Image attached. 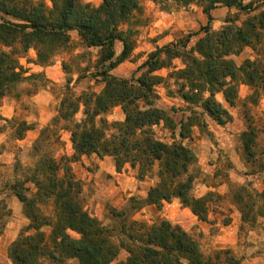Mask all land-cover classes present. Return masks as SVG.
Wrapping results in <instances>:
<instances>
[{"label": "trees", "instance_id": "obj_1", "mask_svg": "<svg viewBox=\"0 0 264 264\" xmlns=\"http://www.w3.org/2000/svg\"><path fill=\"white\" fill-rule=\"evenodd\" d=\"M49 1L51 7L39 0H0V17L17 21L12 24L1 18L0 46L11 51L0 50V98L5 95L7 85L21 79L16 72L20 66L14 56L32 48L39 60H47L52 54L58 55L72 48L69 36L72 31L79 33L86 48L99 50L96 65L100 68L98 76L104 89L98 95L84 93L76 99L65 98L60 104L54 121L68 124L66 130L71 135L73 154L57 160L44 152V135L49 132L45 128L33 146L37 156L35 164L27 169L23 180L9 185L29 221L8 247L11 263L242 264L230 249L205 254L193 236L168 221L148 224L133 216L146 205L160 208L163 202L177 199L199 221L206 222L212 200L225 198L212 192L194 197L191 194L192 173L186 181L176 182L180 175L188 174L196 167V156L181 142L167 144L154 137L153 126L173 122L164 110L154 106V88L163 79L152 74L167 68L173 59H180L185 65L176 73L184 82L181 99L188 105L202 108V112L189 108V116L177 123L179 139H189L194 128L207 132L204 115L219 126L232 121V116L215 99L216 94H221L230 107H241L246 126L240 135L243 154L248 163L264 171V149L260 143L264 117L252 116L249 107L257 106L264 95V12L248 17L240 26L227 18L220 30L212 31L214 10L225 7L249 15L254 12L253 3L171 0L182 7L194 4L202 9L207 20V25L200 30L203 37L190 49L187 45L192 34L175 45L156 48L142 65L145 73L133 83L113 77L110 72L126 61L135 48L134 28L138 24L137 15L143 10L141 0H102L98 7L82 4L80 0ZM116 43L122 46L118 56L114 50ZM246 48H250L256 58L236 65L231 57L240 55ZM63 67L66 70L65 64ZM241 85L250 90L243 100L238 96ZM139 102L146 109L140 110ZM80 105L84 108V118L76 122L74 116ZM115 106L121 107L124 122L106 124L100 119V126H96V119ZM108 129L113 131L110 135L106 134ZM30 130H33L32 125L18 123L16 139L22 140ZM90 154L99 158L111 157L117 172L130 164L137 168L138 180L158 166V182L144 199L132 197L120 210L109 209L110 225H104L87 212L81 198L82 183L73 173L72 165L83 155ZM26 183L35 188L31 197L26 195ZM230 201L245 221L254 211L264 210V190L256 192L243 185L235 186L231 189ZM259 203L263 205L258 206ZM43 206L50 207V215L44 213ZM44 228L49 232L46 233ZM68 231L78 238L71 237ZM121 252L126 253V259L117 261Z\"/></svg>", "mask_w": 264, "mask_h": 264}, {"label": "rangeland", "instance_id": "obj_2", "mask_svg": "<svg viewBox=\"0 0 264 264\" xmlns=\"http://www.w3.org/2000/svg\"><path fill=\"white\" fill-rule=\"evenodd\" d=\"M39 1L51 7L49 0ZM80 2L98 7L102 0ZM243 2L253 3L254 12L247 15L235 9L219 7L212 12L214 21L210 25L211 30H220L227 18L235 20L236 25L240 26L248 17L264 12V0ZM141 4L143 10L137 15L138 24L134 28L135 48L126 61L110 72L113 77L133 83L145 73L146 69L142 65L156 48L175 45L191 34L187 48H194L203 37L200 30L207 25L202 9L194 4L182 7L173 4L171 0H157L156 3L141 0ZM1 18L12 24L17 23L4 16L0 17V23ZM69 36L72 48L58 55L52 54L47 60H39L32 48L14 56L20 66L16 72L21 79L13 85H7L5 95L0 98V264H12L7 254L8 247L29 224L23 215L22 204L9 190V185L23 180L27 169L35 164V141L40 137L41 131L48 128L49 132L44 135L43 151L57 160L61 156L72 155L71 135L66 130L68 124L54 121L60 104L65 98L76 99L84 93L98 95L104 89V83L98 76L100 68L96 65L99 50L86 48L77 31L69 32ZM0 50L6 53L11 51L10 48L2 46ZM114 50L118 56L122 50L121 44L116 43ZM254 58L256 55L250 48L231 57L236 65ZM168 63L170 65L167 68L152 74L163 79L154 88L156 96L153 101L154 106L164 110L173 123L161 122L153 126L154 137L167 144L181 142L196 156L194 171L180 175L176 182L186 181L187 176L192 173L194 181L191 194L194 197H203L212 192L225 198L212 200L206 222L199 221L177 199L163 202L160 208L146 205L133 218L148 224L168 221L177 225L199 242L205 254L213 250L230 249L242 264H264V210L257 213L254 211L250 215L252 218L243 221L241 214L230 201V192L235 186L243 185L256 192L264 190V171L247 162L240 143V135L246 129L242 109L240 106L230 107L221 94H216V101L228 111L232 121L219 126L204 115L208 125L207 132L194 128L191 137L181 141L177 135V123L189 116V108L197 112H202V108L199 105H188L180 97L184 82L176 73L185 68L184 62L173 59ZM63 64L66 65V70ZM249 94L248 87H239L238 96L241 100ZM137 107L140 110L146 109L141 102ZM249 107L252 116L264 117V95L257 106ZM83 118L84 108L80 105L74 121L79 122ZM100 119L106 124L122 123L125 115L120 106H115L96 119V126H100ZM20 122L32 125L33 130L26 132L22 140H17L15 130ZM108 130L106 134L110 135L113 131ZM260 143L264 149V133L260 136ZM72 169L75 177L82 183L81 198L85 209L104 225L111 224L109 209L120 210L132 197L144 199L148 190L158 182L157 165L144 179L138 180L137 168L125 164L117 172L111 157L99 158L95 154L83 155L79 162L72 165ZM24 186L28 190L26 195L31 197L35 193L34 186L30 183ZM262 205L263 203L258 204ZM43 210L46 215L51 214L50 207L43 206ZM43 230L49 232L48 228ZM68 234L78 238L74 232L68 231ZM126 256L125 252H121L117 261L126 259Z\"/></svg>", "mask_w": 264, "mask_h": 264}, {"label": "crops", "instance_id": "obj_3", "mask_svg": "<svg viewBox=\"0 0 264 264\" xmlns=\"http://www.w3.org/2000/svg\"><path fill=\"white\" fill-rule=\"evenodd\" d=\"M218 10V9H217ZM217 10H215V11H217ZM214 16V15H213ZM214 21V20H213Z\"/></svg>", "mask_w": 264, "mask_h": 264}]
</instances>
